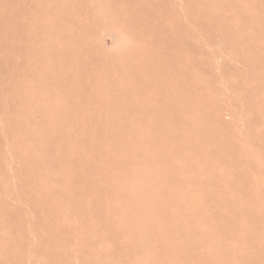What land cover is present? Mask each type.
<instances>
[{
    "label": "bare ground",
    "instance_id": "obj_1",
    "mask_svg": "<svg viewBox=\"0 0 264 264\" xmlns=\"http://www.w3.org/2000/svg\"><path fill=\"white\" fill-rule=\"evenodd\" d=\"M92 1L0 0V74L12 72L16 144L38 151L67 199L88 202L96 230L125 239L120 251L136 264H263V181L242 187L240 150L224 147L209 95L189 85L199 74L181 55L183 29L161 13L164 0ZM195 1L196 18L236 42L264 81V0ZM224 8L236 13L232 27L218 24ZM101 25L129 33L136 49L100 53L89 30ZM256 92L261 111L264 83ZM209 220L212 234L197 224ZM27 249L0 236V264H28Z\"/></svg>",
    "mask_w": 264,
    "mask_h": 264
},
{
    "label": "rangeland",
    "instance_id": "obj_2",
    "mask_svg": "<svg viewBox=\"0 0 264 264\" xmlns=\"http://www.w3.org/2000/svg\"><path fill=\"white\" fill-rule=\"evenodd\" d=\"M95 1L101 2L91 3L95 5ZM161 13L175 18L183 29L182 37L187 44L181 55H192L199 74L189 85L209 95L212 119L224 129V147L235 156L240 150L249 168L248 181L242 187L252 191L254 180L259 178L264 187V109L260 111L256 92L264 81L253 73L255 62L245 57L238 44L211 22L196 18L195 0H164ZM235 16V12L224 8L218 24L222 20L232 27ZM81 22L85 23L86 19ZM89 33L102 54L123 55L137 46L129 33L115 25H101ZM11 74L9 69L0 74V236L19 238L28 248V264L140 263L122 255L119 245L126 246L125 239L120 244L111 241L104 233L105 225L96 230L95 219L89 216L88 202L80 204L81 207L67 199L53 172L47 173L40 166L38 151L34 153L26 143L16 144L21 140L12 135L18 113H13L15 102L8 87ZM261 74L264 77V70ZM35 113L32 118L40 120V113ZM26 131L27 127H22L20 135ZM19 148L26 149L34 164L29 162L30 166L26 167L27 157L23 152L19 154ZM223 173V168L217 169V174ZM104 204L107 208L114 206L109 200ZM197 224L208 234L216 231L210 220ZM233 257L234 253L227 260ZM211 260L213 257L207 263Z\"/></svg>",
    "mask_w": 264,
    "mask_h": 264
}]
</instances>
